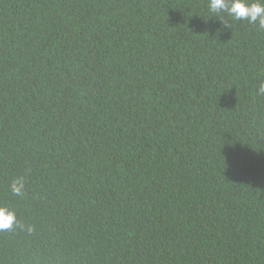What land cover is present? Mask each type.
<instances>
[{
	"label": "trees",
	"instance_id": "16d2710c",
	"mask_svg": "<svg viewBox=\"0 0 264 264\" xmlns=\"http://www.w3.org/2000/svg\"><path fill=\"white\" fill-rule=\"evenodd\" d=\"M208 5L0 0V264H264V30Z\"/></svg>",
	"mask_w": 264,
	"mask_h": 264
},
{
	"label": "clouds",
	"instance_id": "9594fccd",
	"mask_svg": "<svg viewBox=\"0 0 264 264\" xmlns=\"http://www.w3.org/2000/svg\"><path fill=\"white\" fill-rule=\"evenodd\" d=\"M209 10L214 14L227 13L234 21H247L264 30V0H209ZM257 95L264 96V83L258 89ZM14 196L24 195V181L20 178L11 185ZM19 224L17 210L11 205L0 203V232H10Z\"/></svg>",
	"mask_w": 264,
	"mask_h": 264
}]
</instances>
